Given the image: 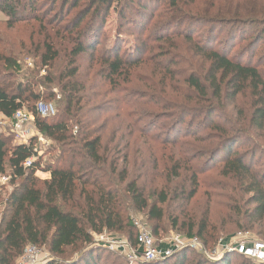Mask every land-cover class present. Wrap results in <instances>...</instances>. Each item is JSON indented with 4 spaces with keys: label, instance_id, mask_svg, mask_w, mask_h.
Listing matches in <instances>:
<instances>
[{
    "label": "rangeland",
    "instance_id": "obj_1",
    "mask_svg": "<svg viewBox=\"0 0 264 264\" xmlns=\"http://www.w3.org/2000/svg\"><path fill=\"white\" fill-rule=\"evenodd\" d=\"M183 2L186 3L185 9L183 13L176 14L178 18L171 27L161 25L173 15L167 2L162 1L150 13L147 25L137 15L130 23L121 20L114 8L115 3L102 31V43L94 53L82 54L72 63L73 43L67 36L60 37L55 40L58 57L49 67L41 64L47 35L54 32L55 25L68 23L80 8L73 9L64 17H56L44 1L37 7V14L15 24L9 23L7 15L0 11V78L14 75L12 80H15L47 76L46 87L55 97H45L43 100L54 102L59 114L63 108L59 103L62 96L59 80L63 79L60 76L62 73L66 75L71 67L79 70L76 80L96 91L98 96L93 104L106 106L123 99L121 110H104L102 119L93 127H106L101 132L104 142L108 141L112 127L118 125L131 129L135 133L133 139L141 137L139 150L134 149L130 155L129 169L132 174L129 179L133 177L144 185L150 206L157 205L163 215L160 219L149 220L144 211H129L131 222L133 217H141L151 229L157 228V244L166 245L169 239L177 235L187 238L191 225H194V233L198 227H205L213 235L206 245L209 249L215 248L221 239L229 243L240 234L249 239L264 240V234L260 233L264 232V219L254 215L258 205L254 202L256 194L249 192L248 182L252 178L241 180L238 175L227 173L225 168L228 153L231 152V155L243 156L258 178L264 177V128L260 129L252 122L256 101L254 92L248 88L235 96L233 89L224 82L220 99L204 102L197 98L186 82L191 74L197 72L205 76L210 65V61L191 52L189 35L195 44L220 50L226 48L230 57L241 58L244 63L253 65L260 63L258 60L264 53V43L254 45L252 40L256 28L252 25H264V0ZM161 37L163 40H159ZM138 39L148 43L143 61L131 66L130 71L119 77L116 83L105 80L107 72L100 70L102 66L97 62L98 57L105 49L114 46L117 40L122 42L121 53L132 51ZM165 69L168 77L164 75ZM203 106L211 107V111H201ZM192 109L199 111L187 116L188 125L183 126L181 133L176 132L173 129L174 117ZM104 119L108 123H104ZM142 130L150 136L144 138ZM0 133L7 139L9 147L16 144L14 134L2 127ZM42 136V139L35 136L30 144L38 151L35 159L40 157L42 165H45L60 153L61 144ZM168 137L176 142L179 154L174 155L175 151L171 150L170 145L165 148L159 143L156 145L158 140L161 142ZM72 141H67V148L74 147ZM143 141L155 144L157 152L153 153L154 149L146 150ZM224 142L229 145L222 149L225 151L217 153L216 149ZM178 158H182L178 161L181 167L176 170ZM120 165L122 167L121 161ZM42 176L37 177L43 181ZM19 182L20 179H12L11 184L0 187V221L3 217L9 219L12 213L8 198ZM191 192L194 194L190 198ZM163 196L168 199L165 203L160 202ZM111 234L121 238L128 235L126 231ZM34 245L40 247L49 260L61 256L52 253L48 244ZM92 246L97 245L79 241L73 247H67V250L74 252L73 257L77 258ZM199 257H202L199 252H187V264H196ZM125 259L117 251L107 250L104 251L102 264H128ZM246 260L252 261L234 254L232 264H241ZM174 262L175 259H171L170 264Z\"/></svg>",
    "mask_w": 264,
    "mask_h": 264
},
{
    "label": "trees",
    "instance_id": "obj_2",
    "mask_svg": "<svg viewBox=\"0 0 264 264\" xmlns=\"http://www.w3.org/2000/svg\"><path fill=\"white\" fill-rule=\"evenodd\" d=\"M44 1L48 3H45V6L47 5L56 17H64L73 9L80 8L68 23L55 25L54 32L47 35L48 39L44 42L45 52L41 57L44 67H49L58 57L55 40L60 37L67 36L73 43L72 63L82 54L94 53L102 43V31L115 3L114 8L121 20L130 23L134 15H137L143 19L141 22L147 25L150 13L162 1L167 2L173 15L161 25L169 27L176 23V14L183 13L186 6L183 0H0V11L7 15L9 23L15 24L27 21L32 14H37V7ZM67 6H70L68 10ZM252 26L256 28L252 40L254 45L258 42L264 43V25ZM188 37L192 43V47H189L191 52L194 51L195 56L210 61L209 71L205 76L197 72L191 74L186 81L197 98L204 102L219 100L224 82L233 89L235 96L250 88L256 100L252 122L263 129L264 70L259 64L264 67V53L258 60L260 63L253 65L250 62L244 63L241 58L230 57L226 48H208L193 43L191 35ZM159 40H163V37ZM147 49L148 43L138 39L134 50L121 53L122 42L117 40L114 46L105 49L97 59L102 66L100 70L107 72L105 80L116 83L119 77L130 71L131 66L143 61ZM71 68L66 75L62 73L60 77L63 76V79L59 80L62 95L59 103H62V112L59 114L58 109L54 117L48 118L40 117L35 111L39 100L55 97L46 87L47 76L15 80H12L14 75L0 78V113L10 117L17 110L26 108L33 112L38 131L61 144L60 153L42 165L40 157L35 159L38 151L32 143H16L9 147L7 139L0 135V175H10V184L12 179H20L8 198L12 213L9 219L3 217L0 221V264H15L28 244L38 243L48 244L52 253L61 255L58 259L48 260L44 264H102L104 251L108 250L105 247H89L77 258L73 257L74 252L67 250V247H73L79 241L90 245L93 242V233L104 231H126L128 241L136 245L137 230L131 222L129 210L144 211L149 220L162 218V210L157 205L150 206L144 185L133 177L129 179L132 174L129 169L130 155L134 149L139 150L141 137L133 139L135 133L131 129L118 125L112 127L108 141L104 142L101 132L106 127H93L102 119L104 110H121L123 99L112 101L106 106L101 103L93 104L98 96L96 91L76 80L79 70ZM164 75L168 77L166 69ZM66 79L69 80L64 81ZM196 111L199 109L176 115L173 129L181 133L183 126L188 125L186 117L193 116ZM201 111H211V107L203 106ZM106 120L104 119V123H108ZM142 132L144 138L150 136L147 131ZM68 140H73L74 147L67 148ZM158 143L164 148L170 145L171 150L175 151L174 155L179 154L176 142L169 137L161 142L158 140L156 145ZM143 144L146 150L154 149L153 153L157 152L155 144H148L146 141H143ZM228 145L229 143L224 142L216 152L225 151L222 149ZM30 158L33 159L32 165L25 168L24 162ZM181 159H177L176 170L181 167L178 162ZM225 168L227 173L238 175L241 180L252 178L248 182L249 192L256 194L254 202L258 204L254 215L259 217L258 219H264V177L258 178L252 165L247 163L243 156L231 155V152L228 153ZM39 171L49 173L50 178L41 181L36 176ZM193 194L191 192L189 197ZM167 200V196H163L160 202L165 203ZM152 231L156 237L157 228H152ZM260 233L264 234L263 231ZM212 236L205 227H198V231L194 233V225L190 226L187 234L189 238L198 237L205 245ZM187 252L195 251L183 249L172 257L155 262L130 263L125 260L128 264H170L171 259H175L174 264H187ZM234 254L227 253L216 262L202 255L196 264H232ZM241 264L264 263L246 260Z\"/></svg>",
    "mask_w": 264,
    "mask_h": 264
},
{
    "label": "built area",
    "instance_id": "obj_3",
    "mask_svg": "<svg viewBox=\"0 0 264 264\" xmlns=\"http://www.w3.org/2000/svg\"><path fill=\"white\" fill-rule=\"evenodd\" d=\"M35 111L40 117L48 118L54 117L58 113V108L54 102L41 99L37 102ZM0 127L14 134L17 144L29 145L35 136L40 139L43 137L35 126L33 112L26 108L17 110L10 117L0 118ZM32 161V158L27 159L24 167H30ZM11 178L10 175H0V185L10 184ZM132 224L137 230L136 245L131 244L127 238L114 236L109 231L93 233V243L110 251H117L124 255L130 263L164 260L183 249L199 252L210 261L223 257L227 253H235L254 262L264 263V240L261 239H249L248 236L240 234L229 243L221 239L215 248L209 249L198 237L184 238L177 235L169 239L166 245H162L157 244L151 227L143 218L133 217ZM47 260L49 257L40 247L29 244L15 264H44Z\"/></svg>",
    "mask_w": 264,
    "mask_h": 264
},
{
    "label": "crops",
    "instance_id": "obj_4",
    "mask_svg": "<svg viewBox=\"0 0 264 264\" xmlns=\"http://www.w3.org/2000/svg\"><path fill=\"white\" fill-rule=\"evenodd\" d=\"M5 115H3V114H1L0 113V118H2V117H4ZM1 134V133H0ZM40 174H42L43 176V180H46V179H49L50 178V174L49 173H47V172H39L38 174H37V176H39Z\"/></svg>",
    "mask_w": 264,
    "mask_h": 264
}]
</instances>
